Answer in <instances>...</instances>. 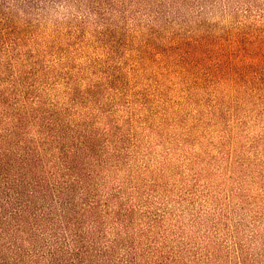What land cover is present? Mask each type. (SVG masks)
<instances>
[{"label": "rangeland", "instance_id": "1", "mask_svg": "<svg viewBox=\"0 0 264 264\" xmlns=\"http://www.w3.org/2000/svg\"><path fill=\"white\" fill-rule=\"evenodd\" d=\"M16 17L15 91L29 114L61 108L51 146L81 147L115 264H264V0H46Z\"/></svg>", "mask_w": 264, "mask_h": 264}, {"label": "trees", "instance_id": "2", "mask_svg": "<svg viewBox=\"0 0 264 264\" xmlns=\"http://www.w3.org/2000/svg\"><path fill=\"white\" fill-rule=\"evenodd\" d=\"M44 2L0 0V87L9 85L8 90L16 97L14 123L0 133V264H115L108 256L110 246L104 242L102 218L106 208L83 187L84 174L77 161L81 147L67 142L51 146L53 139L68 128L67 120L60 116L61 108L54 106L44 112L48 116L38 109L29 114L15 91L23 79L17 76V64L22 60L13 52L18 43H9L10 24L18 14L38 16ZM23 19L30 22L35 18ZM262 35L256 42L260 43L258 53L264 55ZM40 97L36 96L38 103L43 102ZM27 114L29 127L39 128L37 137L24 131ZM79 131L94 143L85 129ZM129 259L126 250L120 260L126 263Z\"/></svg>", "mask_w": 264, "mask_h": 264}]
</instances>
